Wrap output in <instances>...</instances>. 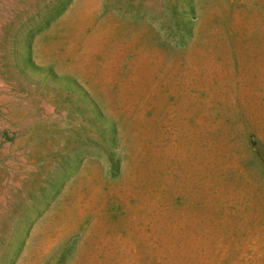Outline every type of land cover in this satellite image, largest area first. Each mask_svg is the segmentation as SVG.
Segmentation results:
<instances>
[{
  "label": "rangeland",
  "instance_id": "obj_1",
  "mask_svg": "<svg viewBox=\"0 0 264 264\" xmlns=\"http://www.w3.org/2000/svg\"><path fill=\"white\" fill-rule=\"evenodd\" d=\"M0 264H264V0H0Z\"/></svg>",
  "mask_w": 264,
  "mask_h": 264
}]
</instances>
